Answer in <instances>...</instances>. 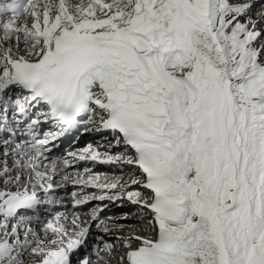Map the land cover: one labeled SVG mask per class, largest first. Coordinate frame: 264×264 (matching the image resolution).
I'll return each instance as SVG.
<instances>
[{
	"label": "snow or ice",
	"instance_id": "obj_1",
	"mask_svg": "<svg viewBox=\"0 0 264 264\" xmlns=\"http://www.w3.org/2000/svg\"><path fill=\"white\" fill-rule=\"evenodd\" d=\"M26 120L30 139L4 141L17 174L4 160L16 190H0V264H25L26 253L110 264L111 243L82 253L93 221L110 232L107 203L72 231L57 215L43 239L20 215L52 204L38 190L75 161L141 173L127 184L89 168L63 176L98 190L74 192V206L127 200L150 213L152 235L117 236L118 264H264V0H0V131L15 136ZM80 124L110 134L109 150L43 164Z\"/></svg>",
	"mask_w": 264,
	"mask_h": 264
},
{
	"label": "bare ground",
	"instance_id": "obj_2",
	"mask_svg": "<svg viewBox=\"0 0 264 264\" xmlns=\"http://www.w3.org/2000/svg\"><path fill=\"white\" fill-rule=\"evenodd\" d=\"M253 16H255V14H253ZM9 119L11 120V116L9 117ZM95 130L96 129H93V131H95ZM99 137H101V136H99ZM99 137L91 139V140H89L87 142H89L90 145L96 144L95 140L97 138H99ZM105 140H107V142H109L111 140V137L110 138H105ZM83 149L84 148L82 147L81 150H83ZM104 149H105L104 151L109 150V146L108 147L107 146L104 147ZM5 150H6L5 149V145H0V165L3 164L4 160H7L8 166L12 169L10 175L14 177L17 174V171H16L15 168H13V157L11 155L5 157L4 156ZM110 150L113 153H117V152H122L123 151V150H121V148H111ZM7 151H9V153H10L11 152V147H8ZM41 170L43 171V169H41ZM69 170H72L71 167H69ZM105 172H106V177H104V179L105 178H107L108 180L120 179L121 182L125 183V184L129 183L132 178L141 177V174H140L139 170H137V169L128 170L127 172H125L123 174H118L117 172H111L109 170H107ZM65 174H68V173H67V171L63 170V171L59 172L58 174H55V178L56 179L62 178ZM22 175L25 177V180H26L27 176L29 175V173L26 171V172L22 173ZM6 180H7L6 176L0 175V183L2 182L0 184V190H5L7 188L9 190L15 191L16 190L15 186H13L11 184H6L5 183ZM52 183H55V182L53 181ZM69 183H71V182H67V183L63 184L61 186V188L59 186V190L57 191V193H60L61 195H63V193H64V195L61 196L60 198L64 202H68L65 205V207H64L68 211H67V214H65L63 216L64 219H63L62 222L68 228L69 231H72L73 227H74L72 222H73L74 219H76L77 216H79V220L77 221L78 223L81 222V221H90V217H91V215L87 216V214L81 212L80 210H82V209L80 208V206H74L73 193L76 192V193H79V194L82 195L81 192H83V191H81V190L95 191V192H97L98 190L94 189V188H91V187H83V186L80 187V186L75 185V184H72L74 186L73 188H68V184ZM77 187H80V188H77ZM134 187H139V186H134ZM66 188H67V190H66ZM63 190H66V191L63 192ZM141 191H144V190L141 189ZM94 204L102 205L104 203H102L101 201H96ZM119 205L120 206L114 208L115 209L114 211L117 212L116 216H110V214L107 215V217H113L114 218L113 220H111V221L107 220L106 215H104L102 217V218H105L106 223L109 226V229L112 232L117 231V233L116 234H105V233L101 232L100 229H97L96 227H93L95 225V223L92 222V227L90 229V233L91 234H90V236L88 238V241L89 240L91 241L93 236L96 235L97 238L101 237L102 239L106 240V243H111V244L115 243L116 247H115V250H114L113 254L110 257H106V259L110 260V264H118L120 255L123 252V248H122L121 244L119 243V241L117 240V236L127 235L130 231H133V230H135L140 235H145V236L152 235V233L148 230V225H147V221L151 218L150 213L145 212V211H138V212H144L143 213L144 215L143 216L142 215H136L135 218H143V219H140V220L137 219L135 221H133V219L122 220V219H119V218H121L122 215L126 214V212L128 211V208L132 207V204H130L127 200H124L123 202H120ZM134 207L136 208V206H134ZM121 209H125V211H122V213L120 214L119 211ZM42 212L43 213L41 214V217H38V218H36V216H34V215H21V216L32 217L31 224L30 225H25V226L33 227L39 233L41 238L43 239L44 236H45V233L43 231L45 224L47 222H49V221H53L56 216L48 217L50 214H49V212L47 210H43ZM111 215H113V214H111ZM121 221L130 223L131 225L134 226V229L133 228H128V227H123V228L116 227V225H125V226H127V224H122ZM40 226H43L42 230H41ZM95 231H98V232L95 233ZM51 238L52 237L49 234L48 239H51ZM102 246H103V244L101 245V247ZM83 250H85L86 253L88 252V249H83ZM32 257H33L32 258V262H30V260H28V261L26 260L25 264H39V259L40 258L38 256H32Z\"/></svg>",
	"mask_w": 264,
	"mask_h": 264
},
{
	"label": "rangeland",
	"instance_id": "obj_3",
	"mask_svg": "<svg viewBox=\"0 0 264 264\" xmlns=\"http://www.w3.org/2000/svg\"><path fill=\"white\" fill-rule=\"evenodd\" d=\"M253 2H256V0H253ZM254 10H255V9H254ZM255 12H256V10L253 11V14H255ZM1 183H2V182H1ZM1 183H0V184H1ZM137 188H138V187H137ZM92 204H93V203H92ZM92 204H91V205H92ZM91 205H90V206H91ZM127 212H128V211H127ZM142 216H143V215H142ZM106 217H107V215H106ZM94 223H95V222H94ZM121 223H122V224H127V225L130 224V223H128V222H122V221H121ZM130 225H131V224H130ZM110 231H111V230H110ZM111 232H112V231H111ZM113 245H115V243H114ZM32 256H33L32 254H30V253H26L25 256H24V260H25V261H26V260H27V261L30 260V262H32V258H33ZM30 262H29V263H30Z\"/></svg>",
	"mask_w": 264,
	"mask_h": 264
}]
</instances>
